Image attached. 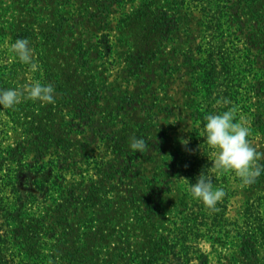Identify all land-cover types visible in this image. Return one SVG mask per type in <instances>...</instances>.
I'll list each match as a JSON object with an SVG mask.
<instances>
[{
	"label": "rangeland",
	"instance_id": "1",
	"mask_svg": "<svg viewBox=\"0 0 264 264\" xmlns=\"http://www.w3.org/2000/svg\"><path fill=\"white\" fill-rule=\"evenodd\" d=\"M34 82L55 103L0 106V229L31 264H264V174L214 172L201 127L220 90L264 153V0H0V88ZM202 173L215 210L189 194Z\"/></svg>",
	"mask_w": 264,
	"mask_h": 264
},
{
	"label": "clouds",
	"instance_id": "2",
	"mask_svg": "<svg viewBox=\"0 0 264 264\" xmlns=\"http://www.w3.org/2000/svg\"><path fill=\"white\" fill-rule=\"evenodd\" d=\"M27 38H17L11 45L18 60L29 65L32 69L37 67L33 60V50ZM55 89L51 83L40 82L25 83L21 88H0V106L13 108L21 99L39 101L40 103H55ZM225 103L226 98L217 100ZM237 106L233 105L222 113L207 114L204 117L203 135L207 146L213 151L214 159L211 169L218 173L234 172L243 184L250 185L264 174V153L257 151L249 140L250 128L244 118L236 120ZM187 144V142L185 143ZM145 142L142 138L134 137L130 142L132 150H143ZM192 198L202 202L209 210H215L217 203L224 197L222 187H214L211 179L202 173L196 183H190L188 188ZM264 214V212H262Z\"/></svg>",
	"mask_w": 264,
	"mask_h": 264
},
{
	"label": "trees",
	"instance_id": "3",
	"mask_svg": "<svg viewBox=\"0 0 264 264\" xmlns=\"http://www.w3.org/2000/svg\"><path fill=\"white\" fill-rule=\"evenodd\" d=\"M212 20L215 21V24H216L215 27L217 28L221 27L222 23H221L220 16L219 17L214 16ZM222 47H223V44H220L218 49H221ZM228 61L230 60L224 57V54H223V55L217 56L214 60H212V62L210 63V66H207L208 74H207L206 84L210 87L209 92L211 94H212L211 92L212 86L217 84L216 81L218 79V76L230 74V70L228 69ZM224 97L225 96L221 97V91L218 90L214 98L211 99L209 104L207 105L205 112L211 111L212 113H220L221 110L219 108H221L222 103L218 104L217 100H220L221 98H224ZM204 123H205V120H202L201 127H203ZM194 144H196V141H194ZM198 146H201V144ZM7 218H8V215L6 213V209H4L3 205L0 204V225L2 222L5 223L7 221ZM22 237H24V235L22 234L19 235V238L17 237V235H15L14 240L11 241L10 238L7 236V234L1 233V229H0V264H31L30 260L23 257V255H25V252H24L25 248L21 245L22 242L20 241V239Z\"/></svg>",
	"mask_w": 264,
	"mask_h": 264
}]
</instances>
